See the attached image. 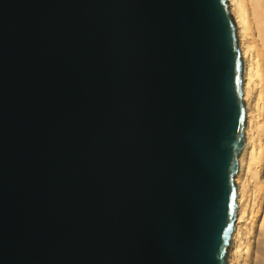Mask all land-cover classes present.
Returning <instances> with one entry per match:
<instances>
[{
	"label": "water",
	"instance_id": "95a60500",
	"mask_svg": "<svg viewBox=\"0 0 264 264\" xmlns=\"http://www.w3.org/2000/svg\"><path fill=\"white\" fill-rule=\"evenodd\" d=\"M244 74L229 0H0V264H229Z\"/></svg>",
	"mask_w": 264,
	"mask_h": 264
},
{
	"label": "bare ground",
	"instance_id": "6f19581e",
	"mask_svg": "<svg viewBox=\"0 0 264 264\" xmlns=\"http://www.w3.org/2000/svg\"><path fill=\"white\" fill-rule=\"evenodd\" d=\"M229 4L245 61L247 118L246 146L235 177L238 211L228 263L264 264V217L259 225L249 218L253 210L251 185L264 195V0H229ZM250 233L255 234L256 244Z\"/></svg>",
	"mask_w": 264,
	"mask_h": 264
},
{
	"label": "rangeland",
	"instance_id": "374dc122",
	"mask_svg": "<svg viewBox=\"0 0 264 264\" xmlns=\"http://www.w3.org/2000/svg\"><path fill=\"white\" fill-rule=\"evenodd\" d=\"M246 101V100H245ZM236 180V179H235ZM252 184V182H251ZM251 189L253 192L252 193V199H251V205H252V212L250 213L249 215V218L250 220L254 223L255 222V225H259L260 222H262V219L264 217V195H262L261 192H259L260 190L259 189H255L253 185H251ZM259 190V191H258ZM254 194V195H253ZM261 201V202H260ZM252 234L253 233H250L251 237H252ZM253 241H254V244H256V239H255V234H253Z\"/></svg>",
	"mask_w": 264,
	"mask_h": 264
}]
</instances>
